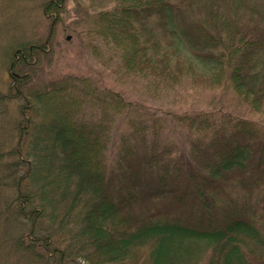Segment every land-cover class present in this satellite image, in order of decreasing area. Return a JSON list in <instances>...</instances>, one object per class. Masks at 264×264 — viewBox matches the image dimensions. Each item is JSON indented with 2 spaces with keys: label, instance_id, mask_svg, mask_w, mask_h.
<instances>
[{
  "label": "trees",
  "instance_id": "trees-1",
  "mask_svg": "<svg viewBox=\"0 0 264 264\" xmlns=\"http://www.w3.org/2000/svg\"><path fill=\"white\" fill-rule=\"evenodd\" d=\"M55 1L41 5L57 10ZM96 1L116 2L95 23L120 67L170 88L226 77L264 119L255 0ZM17 47L0 92V264H264V123L224 122L181 151L135 140L143 130L122 136L111 157L107 119L81 110L91 82L39 90L28 81L42 46ZM53 97L34 110L31 101ZM105 97L120 113L122 100ZM12 102L19 120L6 113Z\"/></svg>",
  "mask_w": 264,
  "mask_h": 264
},
{
  "label": "rangeland",
  "instance_id": "rangeland-1",
  "mask_svg": "<svg viewBox=\"0 0 264 264\" xmlns=\"http://www.w3.org/2000/svg\"><path fill=\"white\" fill-rule=\"evenodd\" d=\"M94 1L63 0L57 10H44L41 0H0V92L7 89L13 52L19 48L17 45L27 43L42 46L31 61L35 67L28 81H33L37 89L48 90L59 82L63 84L68 77L91 82V98L98 95L99 100L88 98L81 110L87 118L107 119L111 157L122 136L143 130L145 134H138L135 140L145 137L148 144L157 140L181 151L188 149L195 138L211 135L224 122L249 121L259 126L264 123L261 114L236 94L226 77L212 87L185 78L170 88L120 67L117 54L105 43L107 40L98 36L95 23L97 13L112 8L116 2L99 5ZM255 2L264 10V0ZM105 94L122 100L125 106L120 113L114 106L102 103L107 100ZM49 99L31 101L34 110L42 106L48 110L58 104V97ZM6 113L12 119H20L14 102ZM33 114V110L27 113L29 117ZM61 238L55 237L57 243H61ZM76 262L91 263L83 257Z\"/></svg>",
  "mask_w": 264,
  "mask_h": 264
}]
</instances>
